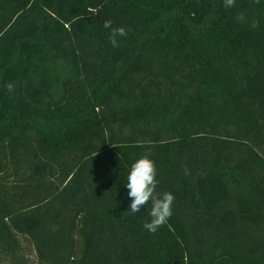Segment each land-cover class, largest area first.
Returning <instances> with one entry per match:
<instances>
[{"label": "trees", "instance_id": "16d2710c", "mask_svg": "<svg viewBox=\"0 0 264 264\" xmlns=\"http://www.w3.org/2000/svg\"><path fill=\"white\" fill-rule=\"evenodd\" d=\"M0 264H264V0H0Z\"/></svg>", "mask_w": 264, "mask_h": 264}, {"label": "clouds", "instance_id": "9594fccd", "mask_svg": "<svg viewBox=\"0 0 264 264\" xmlns=\"http://www.w3.org/2000/svg\"><path fill=\"white\" fill-rule=\"evenodd\" d=\"M235 0H224V7H231ZM103 27L111 29L109 41L113 47H118L117 37L126 36L127 31L123 26L113 28L111 20H104ZM7 91L12 92L14 85L6 83ZM187 174V170H185ZM157 169L151 153L145 152L136 159L130 166L126 187L128 189V197L131 199L128 210L135 214L145 205L151 203L149 210L150 220L143 223V228L148 232L155 234L164 225H166L172 216V205L175 197L171 192H163L157 194Z\"/></svg>", "mask_w": 264, "mask_h": 264}]
</instances>
